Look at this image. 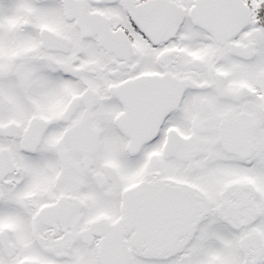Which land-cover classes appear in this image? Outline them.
<instances>
[{"label":"snow or ice","instance_id":"snow-or-ice-1","mask_svg":"<svg viewBox=\"0 0 264 264\" xmlns=\"http://www.w3.org/2000/svg\"><path fill=\"white\" fill-rule=\"evenodd\" d=\"M0 264H264V0H0Z\"/></svg>","mask_w":264,"mask_h":264}]
</instances>
